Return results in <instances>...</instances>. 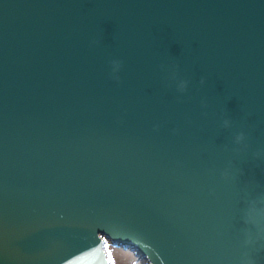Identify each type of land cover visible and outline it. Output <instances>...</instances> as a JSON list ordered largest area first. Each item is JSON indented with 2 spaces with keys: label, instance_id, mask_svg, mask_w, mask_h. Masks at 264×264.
I'll return each mask as SVG.
<instances>
[{
  "label": "water",
  "instance_id": "1",
  "mask_svg": "<svg viewBox=\"0 0 264 264\" xmlns=\"http://www.w3.org/2000/svg\"><path fill=\"white\" fill-rule=\"evenodd\" d=\"M264 264V0H0V264Z\"/></svg>",
  "mask_w": 264,
  "mask_h": 264
},
{
  "label": "rangeland",
  "instance_id": "2",
  "mask_svg": "<svg viewBox=\"0 0 264 264\" xmlns=\"http://www.w3.org/2000/svg\"><path fill=\"white\" fill-rule=\"evenodd\" d=\"M102 251L107 264H145L132 250L109 244L107 241L103 243Z\"/></svg>",
  "mask_w": 264,
  "mask_h": 264
},
{
  "label": "snow or ice",
  "instance_id": "3",
  "mask_svg": "<svg viewBox=\"0 0 264 264\" xmlns=\"http://www.w3.org/2000/svg\"><path fill=\"white\" fill-rule=\"evenodd\" d=\"M111 258V257H110Z\"/></svg>",
  "mask_w": 264,
  "mask_h": 264
}]
</instances>
